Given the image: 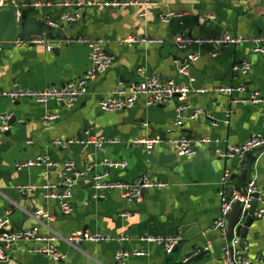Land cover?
I'll use <instances>...</instances> for the list:
<instances>
[{
  "label": "crops",
  "instance_id": "crops-1",
  "mask_svg": "<svg viewBox=\"0 0 264 264\" xmlns=\"http://www.w3.org/2000/svg\"><path fill=\"white\" fill-rule=\"evenodd\" d=\"M0 1L6 6L17 4V0ZM40 1L52 6L27 10L26 19L31 24L33 36L46 33L44 21L47 18L59 24L65 13L78 12L79 20L64 25L62 35L103 39L105 51L115 58V63L89 83L87 94L70 111L60 104L41 105L31 98L12 102L3 94L15 85L28 91H40L79 79L88 69L89 50L83 45L66 46L64 42L58 45L56 53L46 45L8 47L3 44L0 52V115L9 114L14 122H9L0 145V218L6 217V228L16 227L15 233L37 227L41 236L54 235L57 238L55 247L65 257L53 261L31 252L45 244L18 241L7 250V261L0 264H116L114 255L118 251L144 253L139 257L130 256L126 264H184L183 260L195 252H198L196 256L204 253L205 256L193 264H222L221 238L211 230L219 213L220 179L223 172L229 170L230 186L234 190H244L251 181L264 190V149L252 151L246 162L242 158L220 159L214 151L239 146L253 135L264 137V105L231 104L227 96L198 94L193 89L243 85L244 93L235 95L239 101L249 99L253 93L264 97V56L252 52V43L221 48L192 45L183 51L177 49L175 39L178 36L213 38L224 34L249 39L264 36V1L142 0L156 4L147 9L144 18H140L134 8L110 9L94 5L108 0H81L80 9L54 6L74 0ZM167 12L182 18L161 24L159 15ZM128 36L160 39L162 44H122ZM209 53L216 55L211 57ZM190 54L199 56L190 71L194 83H188L176 71L178 64L186 61ZM244 62L251 65L248 73L235 74L233 68ZM138 67H145L163 82L174 81L189 86L185 103L191 110L183 113V124L178 131L170 135L165 133L175 119V108L179 104L177 96L154 107H145L140 98L131 110L100 112L98 102L101 99L118 87L130 89L137 79ZM194 110H201L202 115L192 120L189 116ZM226 111L231 113L228 123H224ZM44 114L58 118L46 121ZM211 117L219 121L217 127L211 125ZM90 128L93 133L119 143L102 150H84L78 145L61 149L52 144L56 139L79 142L81 137L82 141L84 132ZM177 135L194 138V156L178 157L172 147L165 144L147 153L141 144L144 139ZM203 138L218 140L219 144H202ZM37 156H48L60 164L74 162L77 171L92 166L73 190L70 215H63L55 201L45 200L40 189L26 194L18 191L17 188L23 185L41 187L47 182L54 185L61 182L63 172L60 167L48 177L42 168L16 170V163ZM105 161L127 163L124 170L109 171L113 180L134 182L148 177L166 187L147 190L143 197L134 201L124 200L118 191L110 192L104 200L92 201L91 178L105 172ZM246 171L249 182L244 179ZM36 211H42L51 220L36 217ZM127 212L132 215L128 218L119 216ZM77 231L105 233L116 238L126 236L128 241L83 243V247H73L65 240ZM173 235H179L182 243L170 254H165L161 246L140 241L142 237ZM206 242L210 243L208 252L202 250ZM242 247L246 249L244 257L252 264H264V217L252 223Z\"/></svg>",
  "mask_w": 264,
  "mask_h": 264
},
{
  "label": "built area",
  "instance_id": "built-area-1",
  "mask_svg": "<svg viewBox=\"0 0 264 264\" xmlns=\"http://www.w3.org/2000/svg\"><path fill=\"white\" fill-rule=\"evenodd\" d=\"M19 4L25 8L37 9L43 7L52 6L49 3H44L40 0H18ZM246 3H253L260 0H243ZM264 1V0H263ZM2 1H0V8L6 6ZM96 6H102L110 9H123V8H134L138 11V16L144 18L147 15V9L150 6H155V3H150L142 0H108L101 3L94 4ZM56 7H71L74 6L80 9L82 6L81 0H74L73 3H62L54 5ZM80 15L78 12L75 13H65L60 17L61 25L72 24L78 21ZM182 18L181 15L174 12H167L165 14L159 15V20L161 24H170L175 19ZM47 25L58 28L59 24L53 23L49 18L45 20ZM262 22L264 23V15L262 17ZM246 43H252L254 54L264 56V36L249 39L248 37L233 36L230 34H224L213 38H199L193 39L190 37L178 36L175 39V44L178 50H187L190 46H205L212 45L217 48L231 46L238 47ZM14 46L21 47L23 45H46L50 50L48 42L41 37H35L29 40L17 39ZM66 46L73 45H83L88 48V69L79 78L68 82L61 87L47 88L40 91H28L19 88L17 85L14 88L3 95L9 98L12 102L17 101L22 98L34 99L37 103L41 105H46L49 102H54L63 106L66 111L72 110L75 105L87 94L88 85L90 82L94 81L100 75L107 72L115 63V58L106 53L104 45L105 41L103 39H90L84 36H77L72 38H67L64 42ZM122 44L127 46L136 45H147L156 44L161 45L162 40L160 39H150L146 37H136L128 36L123 41ZM3 50V43L0 42V52ZM211 57H214L215 53H209ZM197 54L188 55L186 61L178 64L176 67L177 74L181 77L187 79L188 83H194V79L190 74L192 64L198 59ZM251 65L249 62L241 63V65L234 67L233 72L235 74H246L250 70ZM136 81L130 87L128 91L118 87L111 94L101 99L98 102V108L100 112L103 113H113L120 111H127L133 109L138 99L142 98L144 100L145 107H154L168 103L176 96L178 97V105L175 108V119L170 127L165 130L167 135L178 131L183 124V113L191 110V106L186 102L187 96L190 93V88L188 85L183 83H176L174 81L163 82L157 75L150 74L145 67H138L136 69ZM194 93L198 94H212L227 96L231 100V104L242 103L244 105L248 104H262L264 105V97H261L259 93H253L249 99L239 101L235 96L236 94H242L245 91L243 85L236 86H221L214 87L211 89L205 87L194 88ZM234 98V99H233ZM230 111H226L224 123H228L230 117ZM199 115H202L201 110H194L190 114V119L194 120ZM58 118L57 115L44 114L43 119L48 121H54ZM11 116L0 115V145L2 144L3 134L8 129ZM211 125L217 127L219 121L214 118H210ZM85 138L81 142H76L72 140H62L56 139L53 141V146L61 149H68L71 146L78 145L81 149H95L102 150L108 145L118 144L119 141L115 139H110L105 135H97L92 132L91 128L84 132ZM200 143L205 145H218L219 141L211 138H203ZM142 146L145 148L147 153H150L156 146L160 144H165L172 147L176 156L181 158L192 157L196 154L192 142L186 137L177 135L176 137H166V138H149L141 141ZM264 147V137L259 135L251 136L245 143L239 146H228L226 149L220 150L215 149L214 154L220 159H241L245 153L252 152ZM105 168L104 173L94 174L91 178V200L101 201L104 200L110 192L118 191L121 197L126 201L138 200L142 190H151L158 188H165L166 184L157 181H151L148 177H142L134 182H127L123 180H113L110 178L109 171L124 170L127 166L126 162L123 161H105L103 163ZM62 168V180L58 185L51 184L47 182L41 187H36L34 185H23L19 186L17 189L21 194H26L40 189L43 194V198L48 201H55L58 205L60 212L67 216L73 211V190L79 186L80 182L86 177L92 169L91 165H87L81 171L76 170V165L74 162L68 161L65 163H57L53 161L48 156H37L32 160L16 163L15 168L17 171L31 169V168H42L44 170V175L48 177L50 174L54 173L57 168ZM231 173L229 170H225L220 179L218 187V199H219V213L216 221L213 223L211 230L219 234L221 238V262L222 264H252L247 258L244 257L245 247H240L239 237L234 235L231 239L227 236V225L228 218L236 203H239L242 212L249 209L251 202L253 201V195H257V208L253 214L256 219H261L264 217V190L258 189L254 181L248 183L245 194L234 190L230 186ZM131 213H121L119 216L121 218H128ZM35 216L42 218L44 220H51V217L42 211H36ZM41 223V222H40ZM8 220L6 217L0 218V228L6 226ZM182 240L179 235L173 236H158V237H142L141 242L155 244L161 246L165 254L172 253L174 247ZM18 241H35L37 243L45 244L44 247H37L31 250L34 254H40L45 257L52 259L53 261H60L64 259V255L61 254L55 247V242L57 238L54 235L41 236L39 234L38 228H33L28 231H22L14 233L12 235L0 236V263L7 261V250ZM125 242L128 241L126 236H120L118 238L113 237L105 233H91L87 231H77L68 237L65 242L73 247H77L78 244L83 243H109V242ZM204 252L210 250V243L206 242L202 249ZM198 252L193 253L189 257L183 260V263L187 262L189 259L195 257ZM144 253L134 252L128 253L125 251H118L114 255V261L116 264H126V261L130 256H143Z\"/></svg>",
  "mask_w": 264,
  "mask_h": 264
},
{
  "label": "water",
  "instance_id": "water-1",
  "mask_svg": "<svg viewBox=\"0 0 264 264\" xmlns=\"http://www.w3.org/2000/svg\"><path fill=\"white\" fill-rule=\"evenodd\" d=\"M28 8L22 7L17 0V4L12 6H6L0 9V42L3 44H7L8 47H13V43L17 39L28 40L31 37H41L44 38L51 48L53 53L58 51V45L67 40L66 37L62 35V31H64V25H60L58 28L51 27L47 25L44 21V27L46 29V33L44 35L37 34L33 36L30 32L31 24L26 19ZM14 122V119L10 121V124ZM187 138L193 142L194 138L191 135H188ZM78 141H81V137H79ZM263 150L264 147L258 149ZM251 155V152L245 153L242 157L243 161L246 162L247 158ZM249 174L246 171L244 174V179L248 181ZM147 190H142L140 193V197L146 193ZM246 188L244 190L239 189L240 193L245 194ZM253 201L250 204L248 210L242 212V208L239 203H236L233 206V209L228 218L227 225V236L228 239H231L234 235L239 237V246H243V242L246 239L248 229L251 227L252 223L257 219L253 217L254 212L258 206L257 204V195L254 194ZM134 201V200H133ZM16 227L6 228V226L0 228V236L3 235H12L16 231ZM182 241H180L173 249L172 253L179 248ZM0 245H4L1 243ZM77 247H83L82 244L76 245ZM205 253L202 255L195 256L189 259L184 264H193L196 260L201 257H204Z\"/></svg>",
  "mask_w": 264,
  "mask_h": 264
}]
</instances>
